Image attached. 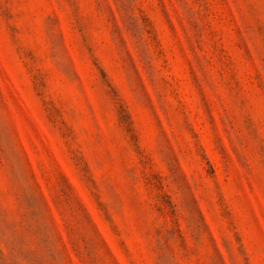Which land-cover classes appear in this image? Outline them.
Returning <instances> with one entry per match:
<instances>
[{
    "label": "rangeland",
    "instance_id": "1",
    "mask_svg": "<svg viewBox=\"0 0 264 264\" xmlns=\"http://www.w3.org/2000/svg\"><path fill=\"white\" fill-rule=\"evenodd\" d=\"M0 264H264V0H0Z\"/></svg>",
    "mask_w": 264,
    "mask_h": 264
}]
</instances>
